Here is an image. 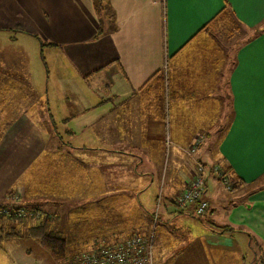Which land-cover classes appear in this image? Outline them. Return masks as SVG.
<instances>
[{
    "label": "crops",
    "instance_id": "1",
    "mask_svg": "<svg viewBox=\"0 0 264 264\" xmlns=\"http://www.w3.org/2000/svg\"><path fill=\"white\" fill-rule=\"evenodd\" d=\"M226 6L221 30L206 32ZM0 32H11L0 33V203L14 195L53 219L63 201L99 213L88 251L140 235L154 216L144 235L157 254L171 244L176 263L246 264L251 235L264 251V0H102L99 13L92 0H0ZM17 36L54 54L57 122ZM196 139L206 152L185 157ZM195 160L230 169L235 186L222 193L207 173L196 233L173 202ZM150 188L155 215L142 203ZM16 248L11 264H38Z\"/></svg>",
    "mask_w": 264,
    "mask_h": 264
},
{
    "label": "rangeland",
    "instance_id": "2",
    "mask_svg": "<svg viewBox=\"0 0 264 264\" xmlns=\"http://www.w3.org/2000/svg\"><path fill=\"white\" fill-rule=\"evenodd\" d=\"M0 33H8V32H0ZM10 33L11 32H9L7 34L8 37L10 36ZM11 35H13L15 37L16 33L13 32V34H11ZM221 38H223V37H221ZM25 39H27V38H21V37L17 36V41L14 44V47L27 46L26 48L28 49V51H26V53H25V56H26L25 59L27 62L28 78H29L30 84L33 87V89L35 90V92H37V94L39 95L38 97L41 98V100H47L48 99V101H38L39 106L45 107L44 102H47V108H49L50 114L53 115L55 122H57L58 118H60V115L62 114V111H64V107L60 105V101H58V100L55 101V96H54V94L57 92L56 80H57V76L59 73V72H55V70H54V54L52 51H48V49L40 50L39 44H38V46H36L34 41H32V40L28 41ZM28 42L30 44H28ZM31 44H34L35 48L31 49V47H29ZM61 74H63V73H61ZM60 106H61V108H60ZM228 107L229 106L227 104L226 108H228ZM61 109H62V111H61ZM227 118H228L227 111H224V113L222 115V121H221L222 127L224 126V123H225ZM56 124L58 125V123H56ZM59 129H61V128H58V130ZM60 133H61L60 136L63 138L62 141L65 142L67 140V138L65 136H63L62 131ZM201 142H202V140H201ZM206 143L207 142H205L204 147L202 146V143H201L200 147L202 146L203 148L201 147L202 150H201L200 154L206 152L209 142L207 144ZM189 147H190V145L187 148L182 149V153L184 154L185 157H189L190 159H192L193 155L198 151V149L200 147L196 150L195 153H188ZM196 164H201V165L205 166L204 164L195 160L193 163V171H192V174H191L189 181H191L195 175ZM214 167H216V166H214ZM216 168L222 170V168H219V167H216ZM208 172L209 171H207V173ZM209 174H212L217 179V177L213 173L209 172ZM187 185H188V183H187ZM221 185L223 186L221 188L222 193L227 194L225 185L222 183H221ZM186 186L184 187L183 190H181L179 193H177L175 195L173 202H174L175 198L178 197L182 193V191L185 190ZM256 186L257 185H254L251 187L255 188ZM257 188L258 187H256V189ZM231 189H234L233 186L229 190H231ZM147 191H150V194ZM145 192H147L146 195H148V196L142 197V203H144V205L148 208L147 210H151L150 214L155 215V214H157V211H158V207L156 205L157 199H155L157 197L156 191L154 192L153 188H150L149 190H146ZM149 197L152 198L151 203L147 202ZM202 199H203V194H202ZM6 201L7 202L10 201V203L11 202H15V203L17 202L18 203V198H17V196L12 195V197L8 198V200L5 199V201L0 203V204H4V203H6ZM25 203H27V202H25ZM19 204L20 203H18V205ZM59 204L61 206H65V209L67 210V207H66L67 202L63 201V202H60ZM149 204H151V208H149V206H150ZM21 205H23V204H21ZM23 206H24V208L31 209L28 211L33 210L32 213L30 215L29 214L25 215V217L22 216V214H20V213L18 214V212L14 213L15 211L14 212L9 211L8 214L6 213V216H10V215L17 216L18 219L20 220V223H22L21 226H23L24 230L20 231V237H17V238L14 237L12 239H6L5 235H6V233H8V232H6V230H8V225L6 224L7 222L2 223L3 224L2 228H0L3 230V231L1 230V232H0V239H2V243L0 240V244H1L0 247H2V250L0 249V264H8V263L11 264V260L12 261L14 260L13 259V256H14L13 253H15L16 250H20V249H17L16 247H21V245L23 247H25L24 248L25 252H27V254L29 253L28 254L29 259L37 261L38 264H43V263H45L44 261H47L46 264H75L78 257H80L83 253L87 252L89 250V248H91V245H92L91 241H92V236H94V233H90V232L93 229H96V226L97 227L101 226V222H102L100 220V217H98L99 213L94 214L90 217L88 216L85 218V217H83L86 215V212L84 210H81V211L76 210L75 211V210H71V209L67 210V211L64 209H60V210H58L59 215L57 216L56 219H53L52 217L48 218V220L55 221V223L52 225V227L55 226L60 231L62 238L66 242L65 243L64 258L60 261H54L48 255V253L39 244H37L38 240L27 239L28 238L26 235L27 228L30 227L32 223H34V220L35 221L37 220L36 218H33V216L31 217V215H33L36 210L30 208L28 206V204H24ZM189 206L193 207V213H194L195 203L190 204V205L185 207V208H187L186 212L184 214L187 217V219L185 221L188 224V226H190V228H191L190 230L191 231L194 230L192 232L196 233V232H198L199 228L201 227V224H204V223L200 222L201 221L200 217L196 216L195 214L194 215L192 214V208ZM178 209L182 210L184 208L178 207ZM17 210L19 211L20 209H17ZM22 211H24V210H22ZM24 213H26V211ZM37 215L40 218H42L41 212L37 211ZM203 216H201V217H203ZM155 217L156 216H154V219H151L149 221V226H148L147 230L151 229V227H152V229H154V226L157 222V219ZM31 218H33V219H31ZM204 220L206 221L207 219H204ZM31 221H32V223H31ZM104 225L106 226V224H104ZM145 226L146 225L142 221V223H141L142 229L139 233L140 235H144V233H146L147 230H145V228H143ZM12 229H14L12 231L13 232L12 234H14V232H16V231H19L18 229L16 230L15 228H12ZM176 230L178 231V228H176ZM179 231L181 232V229H179ZM2 236H4L5 238L3 237L4 238L3 239ZM251 237L254 240H252V242L250 244L251 245L250 250L252 251V253L254 252V254H253V258L249 257V254L251 252L246 255V259H245L246 264H250L251 262H252L251 264H264V251L261 250V247L258 244L259 243L258 239L254 235H251ZM96 245H99V244H96ZM169 246L171 247V244L164 246L166 250L163 251L162 252L163 254L161 253V255L157 254L153 250V252H154V254H153L154 264H193L191 262H189V263L181 262V261H179L177 263L173 262V256L172 255L176 252V249H171ZM169 248L171 250H169ZM168 250H169V252H168ZM165 255H171V257H165ZM17 260L18 261L25 260V257L19 255L17 257ZM206 261L209 262L207 259H206Z\"/></svg>",
    "mask_w": 264,
    "mask_h": 264
},
{
    "label": "built area",
    "instance_id": "3",
    "mask_svg": "<svg viewBox=\"0 0 264 264\" xmlns=\"http://www.w3.org/2000/svg\"><path fill=\"white\" fill-rule=\"evenodd\" d=\"M201 143V139H196L188 148V153H195ZM195 170L193 179L188 182L185 190L175 198L174 203L180 208L195 203L194 214L201 217L206 214L208 207L206 201L202 199L207 171L213 173L225 185L226 189L229 190L232 185L228 175L214 166L207 168L196 164ZM19 213L24 217L26 215L21 210L18 211ZM153 254L151 236L133 235L125 240L107 246H99L83 253L75 264H154Z\"/></svg>",
    "mask_w": 264,
    "mask_h": 264
},
{
    "label": "trees",
    "instance_id": "4",
    "mask_svg": "<svg viewBox=\"0 0 264 264\" xmlns=\"http://www.w3.org/2000/svg\"><path fill=\"white\" fill-rule=\"evenodd\" d=\"M93 6H94V10L96 11V13H99L101 10V3L102 0H92ZM228 6H226L224 8V10L221 11L220 14H218L214 19H212L205 27L204 30L207 32L211 31L212 33H215L217 31H220L221 29L220 26L224 25L222 22L224 20V17L228 15ZM220 25V26H219ZM230 169H224L223 172L224 173H229ZM230 180V179H229ZM231 181V180H230ZM241 184V183H240ZM240 184L238 186H240ZM237 186V185H236ZM235 186H233L234 188ZM20 209L21 211L24 210L23 212L26 211V215L27 214H31L32 211H28L31 209H27V208H22V206L20 205H14L11 204L9 202H6L4 204H0V228H2V223L7 222L6 224L8 225V230H6V239H12L14 237H20V231L24 230L23 226H21L22 223H20V220L18 219L17 216L14 215H10V216H6V213H4L3 211H6L9 213L10 212H14L17 213L18 210ZM27 209V210H26ZM17 210V211H16ZM19 210V211H20ZM35 211V210H34ZM7 213V214H8ZM33 216V218H36L37 220H34V223H32L31 221V226L27 228L26 230V235H27V239H32V240H38V243L40 244V246L48 253V255L52 258V260L54 261H60L64 258L65 255V240L62 238V235L60 232L58 231H54L52 228V223L51 220H48L47 215H42V218H40L37 215V211L34 212L33 215H31V217ZM47 216V217H46ZM31 218V219H33ZM12 224V225H11ZM12 228H15L16 230L18 229L19 231L14 232V234H12L13 230ZM216 231L218 232H229L232 231V229L230 227H214ZM2 229H0L1 232ZM3 231V230H2ZM4 236H2L3 238ZM4 237V238H5ZM3 238V239H4ZM251 242L252 240H254L252 237H249ZM1 243H2V239ZM1 246V244H0ZM0 249L2 250V247H0Z\"/></svg>",
    "mask_w": 264,
    "mask_h": 264
}]
</instances>
